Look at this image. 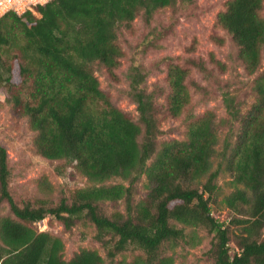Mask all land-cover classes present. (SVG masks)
I'll use <instances>...</instances> for the list:
<instances>
[{"label":"trees","instance_id":"1","mask_svg":"<svg viewBox=\"0 0 264 264\" xmlns=\"http://www.w3.org/2000/svg\"><path fill=\"white\" fill-rule=\"evenodd\" d=\"M195 1L53 0L37 7L40 16L11 13L0 20V93L13 115L28 121L40 156L76 164L91 183L57 205L31 199L20 204L10 190L8 151L0 144V203L7 202L14 216L0 220V264H105L91 250L66 261L63 242L34 228L49 217L67 230L79 222L92 224L115 264H175L172 253L185 241L187 228L214 235L215 264H264V72L255 80L257 99L246 113L225 95L238 130L226 137L221 151L214 113L192 122L183 141L159 143L154 93L137 66L128 73L137 121L112 103L96 76L102 70L115 75L124 57L120 33L138 16L150 23L159 10ZM263 9L264 0H231L216 20L249 75L264 61ZM189 76L187 69L168 64L173 116L190 104ZM223 173L235 187L223 199L232 212L225 220L213 209ZM143 177L147 193L136 203ZM112 180L125 184H108ZM107 202H124L125 213L109 215L103 209ZM233 235L236 250L231 252ZM127 251L138 254L131 261L117 260Z\"/></svg>","mask_w":264,"mask_h":264},{"label":"rangeland","instance_id":"2","mask_svg":"<svg viewBox=\"0 0 264 264\" xmlns=\"http://www.w3.org/2000/svg\"><path fill=\"white\" fill-rule=\"evenodd\" d=\"M231 0H196L192 5L159 10L150 23L140 15L131 29H123L119 45L124 57L115 75L106 70L96 73L101 89L108 94L112 103L134 121L138 120L137 105L129 96L128 73L137 66L146 74L145 86L154 93L157 118L161 134L159 143L173 140L183 141L189 125L207 113L216 115L220 143L218 151L230 134H236L238 124L232 123L224 102L226 94L234 97L246 113L256 102L254 90L256 78L264 72V61L255 75H249L238 58V48L231 37L217 27V16L226 9ZM40 16V15H39ZM264 17V9L262 11ZM177 64L190 72L187 87L191 95L190 104L180 116L169 112L168 64ZM220 63L223 68L219 66ZM35 134L28 121L13 115L5 95L0 93V144L8 151L12 177L10 190L18 203L31 199L42 200L52 205L60 203L63 197L70 200L79 190L91 185L76 168V164L51 162L40 156L34 148ZM218 160L215 159V167ZM57 167L64 169L59 174ZM45 181V184H41ZM108 184H125L112 180ZM146 177L137 189L135 202L146 196ZM218 191L213 198V209L220 219L232 218V212L225 207L223 199L235 187L231 177L223 173L218 180ZM103 209L111 215L125 213L124 202H107ZM13 217L7 202L0 203V220ZM39 232H47L59 238L64 244L63 256L70 261L81 250L97 251L105 264H115L95 238L96 228L79 222L67 230L58 220L49 217L35 224ZM233 233V232H232ZM231 252L236 250L234 235L231 236ZM214 235L205 229L187 228V237L172 253L175 264H215L210 252ZM138 252L127 251L117 260L131 261Z\"/></svg>","mask_w":264,"mask_h":264},{"label":"built area","instance_id":"3","mask_svg":"<svg viewBox=\"0 0 264 264\" xmlns=\"http://www.w3.org/2000/svg\"><path fill=\"white\" fill-rule=\"evenodd\" d=\"M53 0H0V20L8 14L24 16L33 13L39 16L37 7H42Z\"/></svg>","mask_w":264,"mask_h":264}]
</instances>
